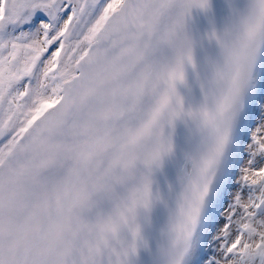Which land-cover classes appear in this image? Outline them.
I'll list each match as a JSON object with an SVG mask.
<instances>
[{
    "label": "snow or ice",
    "instance_id": "1",
    "mask_svg": "<svg viewBox=\"0 0 264 264\" xmlns=\"http://www.w3.org/2000/svg\"><path fill=\"white\" fill-rule=\"evenodd\" d=\"M0 264H264V0H0Z\"/></svg>",
    "mask_w": 264,
    "mask_h": 264
}]
</instances>
